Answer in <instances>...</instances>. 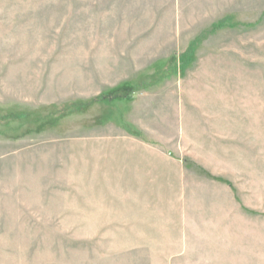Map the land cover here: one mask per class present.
Returning <instances> with one entry per match:
<instances>
[{
	"label": "rangeland",
	"instance_id": "374dc122",
	"mask_svg": "<svg viewBox=\"0 0 264 264\" xmlns=\"http://www.w3.org/2000/svg\"><path fill=\"white\" fill-rule=\"evenodd\" d=\"M0 264H264V0H0Z\"/></svg>",
	"mask_w": 264,
	"mask_h": 264
}]
</instances>
